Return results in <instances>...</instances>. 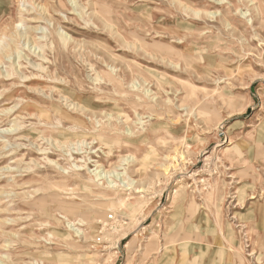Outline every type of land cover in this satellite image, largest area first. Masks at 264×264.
Instances as JSON below:
<instances>
[{
	"label": "rangeland",
	"instance_id": "374dc122",
	"mask_svg": "<svg viewBox=\"0 0 264 264\" xmlns=\"http://www.w3.org/2000/svg\"><path fill=\"white\" fill-rule=\"evenodd\" d=\"M216 1L0 0V264H264V0Z\"/></svg>",
	"mask_w": 264,
	"mask_h": 264
},
{
	"label": "bare ground",
	"instance_id": "6f19581e",
	"mask_svg": "<svg viewBox=\"0 0 264 264\" xmlns=\"http://www.w3.org/2000/svg\"><path fill=\"white\" fill-rule=\"evenodd\" d=\"M71 1H73V0H71ZM59 3L61 4L62 3V1H59ZM216 3L217 4H220V3H222V1L221 0H217L216 1ZM38 4V3H37ZM229 4V3H228ZM63 5V4H62ZM74 5V4H73ZM75 6V5H74ZM76 9L77 8H74V10L76 11ZM223 12V13H222ZM221 13H219V15L223 18V19H226V17H229V15L227 14V12L226 11H222ZM80 14V13H79ZM244 14H246V13H242V15H244ZM229 23V22H228ZM231 23H229V25H230ZM104 29V28H103ZM19 34V33H18ZM58 35H59V37L62 39V40H66L67 38L68 39H70V37L68 36V34H66L63 30H58ZM217 37V36H216ZM26 38V37H25ZM22 39H23V37H22ZM13 47H15V46H13ZM24 47H27V48H29V54L30 55H37V54H39V50H40V45H35V44H33V45H31V43H30V41L29 40H25L24 41ZM8 48V47H7ZM37 50V51H36ZM1 51V50H0ZM5 56V55H4ZM23 56H25V54L22 52V50H19V51H17V53L14 55V56H7L5 59H8V60H11L13 57H16L17 59H21ZM3 57V56H2ZM30 60V59H29ZM28 61V60H27ZM30 62V61H29ZM18 63V62H17ZM19 64V63H18ZM3 65L4 64H2V65H0V75L2 76V77H4V78H7V77H9L10 76V71H8L5 67H3ZM101 81V80H100ZM102 82V81H101ZM111 89V88H110ZM113 92V91H112ZM201 96V95H200ZM199 96V97H200ZM65 98V97H64ZM66 99H67V97H66ZM70 104H72V106L75 104L74 102H72V100H70ZM79 106V105H78ZM73 109V108H72ZM7 110V109H6ZM10 111V110H9ZM3 116V115H2ZM157 118V117H156ZM183 119V118H182ZM96 120V119H95ZM13 122V121H12ZM176 123V122H175ZM59 125V124H58ZM96 125V124H95ZM52 126H54V125H52ZM148 127V126H147ZM68 128V127H67ZM140 128V127H139ZM14 128L13 127H10V128H3V129H0V138H4L5 137V134L6 133H8V132H10V131H12ZM34 130V129H33ZM141 130V129H140ZM162 132H164V131H162ZM165 134V133H164ZM42 137V136H41ZM98 137V136H97ZM49 138V137H48ZM47 140V139H46ZM45 141V140H44ZM48 141V140H47ZM6 142V141H5ZM28 143V142H27ZM229 144H230V142H229ZM248 144H250V145H248ZM242 147H241V144H240V150L237 152V155H241V154H248V156H250L251 157V153L253 152V146H252V144L251 143H249V142H245V141H243L242 142ZM21 147V146H20ZM55 148V147H54ZM61 149V148H60ZM173 149V148H172ZM248 150V151H247ZM41 152H44V150L42 151L41 150ZM45 153V152H44ZM8 154V153H7ZM109 154V153H108ZM164 156V155H163ZM127 157V156H126ZM165 157V156H164ZM33 163V162H32ZM35 164V163H34ZM115 166V165H114ZM113 167V166H112ZM116 167H117V165H116ZM157 167V166H156ZM79 170V169H78ZM110 171L111 170H109V173H110ZM112 172V171H111ZM97 173V172H96ZM99 173V172H98ZM107 172L105 171V174H106ZM98 176V175H97ZM97 178V177H96ZM89 180V179H88ZM139 180V179H138ZM98 181H101V180H98ZM63 183V182H62ZM112 184V183H111ZM129 184H134V187L136 188V189H138V191L139 190H144V187H143V185H141L142 183H141V180L140 181H133V180H130L129 181ZM85 191H87V189H85ZM261 191H263L262 193H264V178L262 179V185H261ZM52 193H54V192H52ZM84 195V194H83ZM81 197V196H80ZM245 197H246V195H245V192H242V193H240L239 195H238V197H237V200L240 202V205L242 206L243 205V203H244V201H245ZM79 198V197H78ZM80 199V198H79ZM253 203V210L252 211H249L250 213H254V214H260V218H261V214H264V207L262 206V204L260 203V202H257V201H253L252 202ZM65 206V205H64ZM85 206V205H84ZM83 206V207H84ZM90 206V205H89ZM92 206V205H91ZM122 206V205H121ZM77 207H79V206H77ZM93 207V206H92ZM98 207V209H99V206H97ZM97 207H95V209L97 208ZM65 208V207H64ZM94 208V207H93ZM103 208H106V207H103ZM57 209V208H56ZM112 209V208H111ZM190 209V208H189ZM102 210V209H101ZM195 210V209H194ZM97 211V210H96ZM66 212H68V210L67 211H65V213ZM101 212H103V211H101ZM103 214V213H102ZM101 214V215H102ZM69 215V214H68ZM72 215V214H71ZM99 215V214H98ZM175 216V215H174ZM263 216V215H262ZM100 217V216H99ZM63 219H65V218H63ZM262 219H263V217H262ZM57 221H60V220H57ZM261 224H263V222L261 223ZM261 224L259 223V222H257V223H255V224H253L252 226H253V228L251 229V227H250V229H249V235H250V239L253 241V243L255 242H258V241H260V239H262L263 237H264V235L261 233V231L262 232H264V224H263V226H261ZM242 229V228H241ZM174 231H176V230H174ZM197 231V230H196ZM257 232H260V233H257ZM173 233V232H172ZM210 233V232H209ZM196 234V233H195ZM170 235V234H169ZM177 235V234H176ZM230 233H226V235H225V237H230ZM174 236V235H173ZM172 236V238L173 239H176L175 237H173ZM248 236V235H247ZM162 237H164V235H162ZM166 237V236H165ZM178 237V236H177ZM214 237H215V235H214ZM156 238V237H155ZM167 238V237H166ZM170 238V237H169ZM188 238V235L187 234H185L184 235V239H187ZM164 239V238H163ZM215 239V238H214ZM67 240V239H66ZM149 240V239H148ZM167 242H169V241H166V244H167ZM71 243V242H70ZM152 244H154L153 242H152ZM155 245V244H154ZM147 246V245H146ZM144 247V246H143ZM161 247H163V245L161 246ZM184 248H182V250H183ZM212 249V252L211 253H213V258H212V260H211V264H218L217 263V259H220L221 257V255H222V253H224V249L222 248V247H218V248H215L214 246L211 248ZM185 251V250H184ZM183 251V252H184ZM115 252V251H114ZM158 252V251H157ZM202 253V252H201ZM204 253V252H203ZM149 254V253H148ZM3 255V254H2ZM152 256V255H151ZM198 256H203L202 254H198ZM165 258H166V262H165V264H176V263H174L173 261H174V259L172 258V256L167 252L166 254H165ZM240 261H241V259H240ZM138 262V261H137ZM173 262V263H172ZM29 263V262H28ZM31 263V262H30ZM90 264V263H89ZM198 264H202V260H199V262H198Z\"/></svg>",
	"mask_w": 264,
	"mask_h": 264
}]
</instances>
